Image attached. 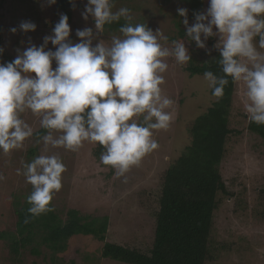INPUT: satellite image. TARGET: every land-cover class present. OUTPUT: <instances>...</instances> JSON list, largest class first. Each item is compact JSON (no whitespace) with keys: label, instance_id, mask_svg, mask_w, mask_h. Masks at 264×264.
<instances>
[{"label":"clouds","instance_id":"obj_1","mask_svg":"<svg viewBox=\"0 0 264 264\" xmlns=\"http://www.w3.org/2000/svg\"><path fill=\"white\" fill-rule=\"evenodd\" d=\"M55 3L47 0L49 6ZM69 3L75 8L73 0ZM114 3L87 0L81 17L91 18L94 26L75 31L79 42L70 39L71 21L61 13L39 46L29 37L28 46L18 48L12 61L0 63V153L20 150L33 137L34 129L22 118L30 112L45 130L36 139L45 152L49 146L75 152L84 142L98 144L103 149L100 163L126 182L125 174L159 147L154 130H166L172 120L168 110L174 101L161 87L169 68L166 60L187 65L192 58L185 41L207 50L210 37L216 38L212 48L219 54L223 73H203L211 95L222 98L229 77L242 82L249 122L264 125V0H208L204 11L193 13L191 24L188 10L177 8L185 29L183 40H170L159 28L133 23L131 10L114 11ZM121 19L119 35L107 42L98 39L105 25ZM18 29L32 32L36 24L21 21ZM18 29L9 31L15 34ZM3 52L0 47V55ZM21 163L17 175L32 186L26 198L28 213L36 217L52 211L50 202L61 190L66 171L61 157L42 154ZM5 179L0 173V182ZM29 222L26 217L24 223Z\"/></svg>","mask_w":264,"mask_h":264},{"label":"rangeland","instance_id":"obj_2","mask_svg":"<svg viewBox=\"0 0 264 264\" xmlns=\"http://www.w3.org/2000/svg\"><path fill=\"white\" fill-rule=\"evenodd\" d=\"M87 0H74L70 39L75 43L77 29L93 27L94 21L82 19L81 12ZM206 5L205 9L207 8ZM127 7L134 17L133 23H146L149 28L160 29L172 39L180 38L179 32L185 31L177 8L188 10L189 24L194 16L188 4L180 0H115L113 10ZM2 16V18H1ZM60 13L47 0H0V26L6 28L2 33L0 63L11 61L16 57V50H24L28 39L39 46L43 37L50 35ZM123 20V19H121ZM21 21L36 24L35 31L22 33L18 29ZM17 27L13 34L10 28ZM118 31L100 34L98 39L110 40ZM216 41L210 37L208 43ZM206 42V45H207ZM94 44L96 41L93 42ZM191 58L195 63L209 59L213 54L212 46L199 49L194 42L185 41ZM48 48H53L49 43ZM166 62L169 68L164 73L165 84L163 94L173 99L174 104L168 110L172 120L166 130H154L153 138L159 147L146 155L139 166L132 167L125 177H117L115 170L102 165L93 157L96 144L84 142L83 146L73 152L64 148L48 147L41 142L36 143L34 137L24 141L20 150L8 155L0 153V173L6 177L0 182V231L15 232L17 215L15 202L23 203L32 191L23 175H17L22 168V161L27 163L38 155L58 154L66 166L62 174V188L52 199L54 212L65 219L67 212L76 210L85 221L92 218H108V226L103 242L93 237L77 236L69 240L67 249L60 253L53 264H122L101 259L99 250L104 243H115L139 251H148L153 240L154 213L158 208L160 180L163 171L169 168L189 145V129L195 118L212 105L214 99L209 95L207 82L202 76H191L187 71L190 62L185 66L177 65L173 58ZM55 67V63H53ZM244 93V86L239 90ZM233 98L234 108L240 109L238 117L231 113L230 128L242 131L232 137L230 154L219 166V171L229 194L240 192L238 197H218L221 201L215 218L214 240L223 245L215 262L207 264H264V198L258 199L252 190L264 189V143L256 136L245 131L248 118L244 111V98ZM22 118L34 129H40L39 118L30 112L22 114ZM34 151L30 154V151ZM246 192V193H245ZM245 193V194H244ZM248 205V206H247ZM247 206L245 211L240 208ZM233 208V213L231 212ZM231 212V213H230ZM253 218L251 219V216ZM259 216V218L257 217ZM263 222V223H262ZM262 225V227H261ZM249 241V242H248ZM35 246V244L31 245ZM20 255L19 261L10 253L5 242L0 241V264H52L51 251L43 246L38 247L40 254L32 255L30 247Z\"/></svg>","mask_w":264,"mask_h":264},{"label":"trees","instance_id":"obj_3","mask_svg":"<svg viewBox=\"0 0 264 264\" xmlns=\"http://www.w3.org/2000/svg\"><path fill=\"white\" fill-rule=\"evenodd\" d=\"M180 1L188 4L192 13L204 11L208 4V0ZM54 7L60 14L68 16V23L71 21L72 4L69 0H56ZM123 23L124 20H120L111 25H105V29L110 32L118 31ZM5 29L0 26V47ZM184 32L180 31L178 36L185 38ZM207 45L211 47L213 42L209 41ZM218 60L219 54L214 50L209 59L202 63L194 64L191 60L187 71L191 76L203 77L206 71H212L218 76L223 75ZM10 61L11 59H8V62ZM228 79L229 83L224 88L222 98L213 97L209 89V95L214 99L212 105L195 118L188 132L189 145L159 178L160 194L157 200L158 208L154 213L151 248L141 252L115 243H104L99 250L101 259L122 264H207L216 261L217 254L223 249V245H219L212 236L216 214L221 203L218 197L240 195V192L232 194L227 192L226 184L219 171L220 164L230 154L229 144L232 137L237 138L239 137L237 135L241 136L243 133L230 128L231 113L234 112L235 117H238L240 113V109L234 108L233 98L235 102L237 94H239L237 99L243 97L242 93H239L243 84L233 82L230 77ZM245 131L264 143V125L248 121ZM43 134L45 130L40 128L34 132L33 137L36 140L37 135ZM93 150V157L100 161L102 147L96 144ZM33 153V150L30 151V154ZM252 191L256 198H264V189ZM51 202L50 207L53 210L36 217H31L28 213L30 205L26 200L23 203H14L17 215L16 231H0V241L5 242L15 258L14 262L19 261L20 255L33 244L35 246L30 247V253L37 256L40 254L38 247L43 246L51 251L50 259L53 264L57 256L67 249V244L73 237L90 236L99 242L104 241L108 226L107 217L92 218L84 222L76 210H70L66 218L62 219L54 212ZM247 206L240 209L245 211ZM233 211L232 208L231 212ZM26 217L29 218V223H24Z\"/></svg>","mask_w":264,"mask_h":264}]
</instances>
